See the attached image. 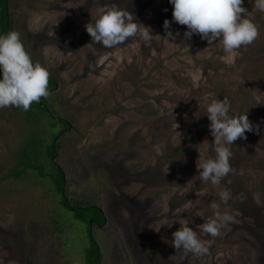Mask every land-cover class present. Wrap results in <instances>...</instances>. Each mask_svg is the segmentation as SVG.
Segmentation results:
<instances>
[{
	"label": "rangeland",
	"instance_id": "1",
	"mask_svg": "<svg viewBox=\"0 0 264 264\" xmlns=\"http://www.w3.org/2000/svg\"><path fill=\"white\" fill-rule=\"evenodd\" d=\"M9 4L32 59L58 79L48 102L71 121L56 157L68 196L97 204L108 217L95 231L101 264H264V104L255 105L256 96L264 99V12L253 10L254 0L243 6L259 37L230 55L219 39L211 46L196 34L186 40L187 27L173 21L170 0ZM111 4L150 27L152 40L129 39L115 49L93 44L85 25ZM165 19L180 33L175 40L164 37ZM225 96L229 115L247 113L259 132L229 146L235 174L214 186L201 181L196 165L215 157L206 108ZM15 110L0 108V176L12 168L9 149L25 130ZM31 186L28 180L0 182V264L82 262L86 224L72 222L64 240L47 215L55 207L49 189H38V200ZM222 190L231 193L227 204ZM217 211L235 220L211 237L201 225ZM185 221L207 254L172 246V233Z\"/></svg>",
	"mask_w": 264,
	"mask_h": 264
},
{
	"label": "clouds",
	"instance_id": "2",
	"mask_svg": "<svg viewBox=\"0 0 264 264\" xmlns=\"http://www.w3.org/2000/svg\"><path fill=\"white\" fill-rule=\"evenodd\" d=\"M170 3L173 5V21L187 27L184 33L186 40L196 34L211 46L219 39L225 54L230 55L242 47L246 49L259 37L258 26L248 18L244 0H170ZM253 10L264 12V0H254ZM171 23L165 19L163 24L164 37L169 41L180 35L178 31H171ZM85 27L93 44L109 49L124 45L129 39L139 38L147 43L153 38L150 27L138 22L131 11L116 4L103 7ZM0 69L3 73L0 79V108L14 106L28 111L33 102L38 103L41 98L50 96L48 68L39 61L33 62L20 33L15 30L0 35ZM255 101V105L264 104L260 96H256ZM230 108L231 103L226 96L212 100L206 108L210 132L214 137L215 157L203 159L196 166L201 181L211 182L214 186L220 185L230 173L235 174L236 170L230 164L233 153L229 146L240 138L247 139V132H259V126L253 125L247 113L229 115ZM219 197L221 202L227 204L231 193L222 190ZM234 220V216L228 212L217 211L213 219L201 225V231L211 237H218L221 229ZM167 225L172 227V223ZM181 225L172 233V246L198 257L207 254L208 247L198 238L189 222L185 221Z\"/></svg>",
	"mask_w": 264,
	"mask_h": 264
},
{
	"label": "trees",
	"instance_id": "3",
	"mask_svg": "<svg viewBox=\"0 0 264 264\" xmlns=\"http://www.w3.org/2000/svg\"><path fill=\"white\" fill-rule=\"evenodd\" d=\"M13 30H15V26L9 0H0V35H5ZM22 42L29 52L27 44L23 40ZM2 77L3 73L0 69V79ZM57 83L56 76L50 73L48 85L50 93L56 88ZM50 99L49 96L41 98L38 103L33 102L28 111L14 107L17 119H20V124H23L25 130L23 133L16 134L15 144L9 149L14 163L6 174L0 176V182L28 180V185H32L31 187L36 190L35 194L31 195H37L38 192V197L36 196L38 200L42 198V193L37 190L48 188V192L51 193L49 196L53 198L55 207L51 212H47V215L52 220L51 224H56V232L65 233L64 240H67L72 222L86 224L88 244L82 248L84 250L82 259L84 258V260L77 264H101L103 258L95 231L106 224L108 217L97 204L89 200L74 201L68 196L66 173L56 157L63 135L70 127L71 121L66 114H61V110L57 106L48 102ZM42 123L46 125L42 126ZM43 178L48 181V184L43 183ZM62 204L67 211L71 212L70 219L63 212ZM52 227L50 226L51 230ZM64 240L63 245L65 244Z\"/></svg>",
	"mask_w": 264,
	"mask_h": 264
}]
</instances>
